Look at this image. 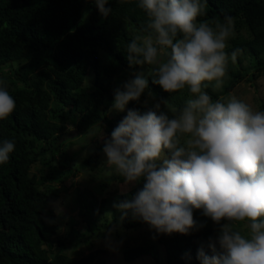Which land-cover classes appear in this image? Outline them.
Wrapping results in <instances>:
<instances>
[{"label":"trees","instance_id":"16d2710c","mask_svg":"<svg viewBox=\"0 0 264 264\" xmlns=\"http://www.w3.org/2000/svg\"><path fill=\"white\" fill-rule=\"evenodd\" d=\"M206 3V15L200 19L223 22L225 16L233 17L238 35L230 38L227 51L241 50L236 63L229 61L222 89L214 91L211 85L206 89L217 99L228 95L243 80L253 81L264 74V0ZM137 5L138 0H109L107 6L112 12L105 18L94 0H0V80L6 82L17 105L10 117L0 121V142H15L8 162L0 165V264H106L100 259L106 251L88 244V234L105 241L101 231L108 227L107 221L90 219L88 212L96 206V200L85 197L80 202H84L80 217L86 219L85 231L77 233L71 219L65 222L68 231L63 237L60 225L64 218L55 214L52 205L75 173H91L98 166L104 140L127 114L108 118L107 111L114 102L116 81L133 78L141 68L129 65L126 52L128 43L146 34L147 17ZM242 30L246 36L240 33ZM246 59L254 70L250 76L252 69L241 67ZM143 67L149 87L140 102L155 99L163 104L160 110L171 118L163 102L180 108L187 92L166 93L152 83L149 66ZM140 102H130L127 108L141 113L154 110ZM260 111H264V103ZM95 125L106 127L107 138L89 149L78 165L70 167L72 159L65 154L63 142L68 126L83 133ZM91 179L96 178L92 175ZM100 181V193L112 182L124 183L115 172L107 179L100 177ZM142 186L143 181L125 193L113 192L101 199L99 213L107 205L113 208L132 198ZM143 224L131 213H122L118 228L134 229ZM219 227L206 225L190 235L156 232L165 264H201L198 252L203 247L206 254L212 255L208 245L218 236ZM67 239L75 244L82 241L87 253L73 257L65 254ZM159 253L156 244L148 243L126 248L122 255L132 262L143 256L157 260Z\"/></svg>","mask_w":264,"mask_h":264},{"label":"clouds","instance_id":"9594fccd","mask_svg":"<svg viewBox=\"0 0 264 264\" xmlns=\"http://www.w3.org/2000/svg\"><path fill=\"white\" fill-rule=\"evenodd\" d=\"M94 3L105 18L111 14L109 0ZM137 6L147 17L146 34L127 44L129 65L149 66L152 83L188 98L180 108L163 102L170 118L160 103L144 113L127 108L149 87L142 72L115 89L111 110L127 114L104 140L105 165L125 188L143 186L114 207L167 235L204 227L194 217L199 210L220 226L209 241L212 255L199 250L201 264H264V111L235 94L213 99L206 90L222 89L229 61L241 54L227 51L234 18L201 20L206 0H138ZM16 107L0 80V121ZM14 150L13 140L0 142V165Z\"/></svg>","mask_w":264,"mask_h":264},{"label":"rangeland","instance_id":"374dc122","mask_svg":"<svg viewBox=\"0 0 264 264\" xmlns=\"http://www.w3.org/2000/svg\"><path fill=\"white\" fill-rule=\"evenodd\" d=\"M240 33L246 36L245 30H242ZM234 35H238V33L234 32ZM250 66L251 63L248 59L244 60L241 64V67ZM250 68L252 69V67ZM138 72H142L145 75L147 70L145 67H141L138 69L137 73ZM253 73L254 70L252 69L248 76ZM129 79H131V77L117 80L112 92L114 93L116 88L122 87V85ZM229 94H235L238 98L249 103L254 110L260 111V105L264 103V74H261L253 81H247L246 79L243 80ZM138 102H140V100ZM140 103L144 106L147 105L154 107V105L159 102L153 98H149ZM160 105L163 107L162 103H160ZM111 108L107 111L108 118H113L116 115H124L127 113V111L123 113L112 111ZM90 130H92L91 135L88 134ZM107 134L106 127L102 125H95L83 133H77L72 126H68V134L63 137V142L65 154L72 159V161L69 162L70 167L78 165L79 161L87 156L89 149L95 146L96 143H101L105 138H107ZM105 160L106 156L103 153L98 166L95 167L91 173L77 172L66 182L65 186H57L58 188L61 187L62 191L58 195L56 202L52 205V209L58 217L64 218V221L60 225V235L63 237L66 234L68 228L65 222H69L71 219H73L75 223L74 228L77 233L85 231L87 227L85 222L86 219L83 220V217H80L82 212L81 206L84 202L81 203V205L80 202L84 200L85 197H88L89 200H96V206L88 212L91 221H101L102 223H105L106 221L108 222V227L101 231L105 241H103L102 238L100 240L94 239L91 234H88V239H90L88 244H91L92 248L106 251L100 259H102L106 264H165L164 250L155 240L156 231L148 224L145 223L134 229H120L118 227L122 219L121 211H116L117 209L115 210L114 207L112 208V206L110 207L107 205L102 214L99 213L98 204L101 199L109 198L113 192H116L117 194L125 193L136 184L142 182L140 181L128 188L124 187V183L118 184L116 182H112L108 189L104 192H98L97 186L101 182L100 177L102 179H107L114 173L107 168ZM36 168H41V166L37 165ZM90 175H93L96 179H91ZM69 183H71V185ZM194 217L198 223L205 226H219L211 219L203 216L200 212L195 211ZM101 233H99L98 236H101ZM148 243L156 244L157 250L160 251V256L157 260H154L150 256H143L132 262H127L123 259L122 254L126 248ZM87 251L88 248L82 241L79 244H75L67 239L66 248L63 252L68 256L73 257L85 255Z\"/></svg>","mask_w":264,"mask_h":264}]
</instances>
